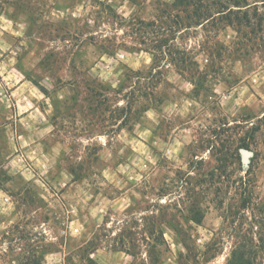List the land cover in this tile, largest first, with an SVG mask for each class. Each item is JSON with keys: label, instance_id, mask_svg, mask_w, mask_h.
I'll use <instances>...</instances> for the list:
<instances>
[{"label": "rangeland", "instance_id": "obj_1", "mask_svg": "<svg viewBox=\"0 0 264 264\" xmlns=\"http://www.w3.org/2000/svg\"><path fill=\"white\" fill-rule=\"evenodd\" d=\"M177 1L0 0V264H264V0Z\"/></svg>", "mask_w": 264, "mask_h": 264}, {"label": "trees", "instance_id": "obj_2", "mask_svg": "<svg viewBox=\"0 0 264 264\" xmlns=\"http://www.w3.org/2000/svg\"><path fill=\"white\" fill-rule=\"evenodd\" d=\"M205 1L206 0H178L176 5L180 9H182L184 13L189 14V16L187 17L188 20L191 19V17L200 20L206 17L209 13L208 8H210V6L208 5V3H205ZM189 7H192L193 9L191 12H189ZM233 258H234L233 260L234 264H247L246 260H244V257L241 253L239 254L235 253Z\"/></svg>", "mask_w": 264, "mask_h": 264}, {"label": "water", "instance_id": "obj_3", "mask_svg": "<svg viewBox=\"0 0 264 264\" xmlns=\"http://www.w3.org/2000/svg\"><path fill=\"white\" fill-rule=\"evenodd\" d=\"M241 154H242L244 165L248 167L250 164V158L252 156V152L249 149H242Z\"/></svg>", "mask_w": 264, "mask_h": 264}, {"label": "built area", "instance_id": "obj_4", "mask_svg": "<svg viewBox=\"0 0 264 264\" xmlns=\"http://www.w3.org/2000/svg\"><path fill=\"white\" fill-rule=\"evenodd\" d=\"M66 234V233H65Z\"/></svg>", "mask_w": 264, "mask_h": 264}]
</instances>
